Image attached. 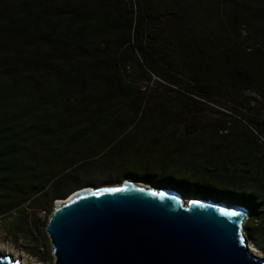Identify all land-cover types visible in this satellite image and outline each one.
<instances>
[{"label": "trees", "instance_id": "trees-1", "mask_svg": "<svg viewBox=\"0 0 264 264\" xmlns=\"http://www.w3.org/2000/svg\"><path fill=\"white\" fill-rule=\"evenodd\" d=\"M149 87L217 120L182 138ZM100 165L240 204L264 252V0H0V218L49 212Z\"/></svg>", "mask_w": 264, "mask_h": 264}, {"label": "water", "instance_id": "water-1", "mask_svg": "<svg viewBox=\"0 0 264 264\" xmlns=\"http://www.w3.org/2000/svg\"><path fill=\"white\" fill-rule=\"evenodd\" d=\"M129 180L53 202L43 226L53 264H264L245 244L242 206Z\"/></svg>", "mask_w": 264, "mask_h": 264}, {"label": "rangeland", "instance_id": "rangeland-1", "mask_svg": "<svg viewBox=\"0 0 264 264\" xmlns=\"http://www.w3.org/2000/svg\"><path fill=\"white\" fill-rule=\"evenodd\" d=\"M163 1L164 0H159L160 3H163ZM162 101L166 102V105L169 108L168 114L171 116L170 120L177 125V128H175L176 133L177 131H181V132L183 131V133L186 135V136L183 135L182 138H188L189 140L192 138L200 137L201 130L207 129L208 127L211 128L212 126H208V123L217 120L216 118L210 117L209 115H203L202 117L197 116L198 121H196L194 117L190 118L189 113L181 107L182 105L178 101L172 102L169 96L161 93L160 91L152 87H149L148 99L145 102L146 108L157 106V104ZM150 143L151 142H147L146 145ZM180 144L181 146H179L178 148L179 154H181L185 149L184 144L181 142ZM202 152H203V148L198 147L195 156H198ZM165 155L169 156V158H175V159L179 156L178 152L175 149L172 152H168V151L165 152ZM102 159H107L108 161H110L111 158L102 157ZM178 159L184 161L185 159L188 158L181 157ZM97 162L98 159L94 160L93 162H87L85 164L81 163L75 166L72 170H70L71 174L79 175L81 174V172L83 174H88L93 171L95 172L96 168L93 167L92 169V166H94ZM100 166L102 167V169L98 168L99 172L94 173L91 177H89V179H87L89 180L88 181L89 183H87L85 186H89L92 188L118 186L124 179L125 180L131 179L132 182L135 184L139 182H144L146 185L150 184L151 186H156L159 188L168 187L165 186L166 180L163 185L162 184L160 185L157 183L148 182V180L146 179H142L144 178V176L142 175L138 176L139 179L136 176L135 177L126 176V177H121L120 179L118 177H115L114 179H111V181H103L105 179H108L109 177H106V175H104L103 173L106 166L105 165H100ZM159 176H160L159 170L152 173V178L154 179L159 178ZM186 190L188 194L195 193V195H184L183 196L184 201L194 196L202 200L211 199L214 201L225 202L231 205L241 206L238 203L226 201L225 197L219 195V193H211V192L209 193L207 191H204L202 189H197L195 187H190L189 189ZM230 194L235 195L236 192L232 191ZM28 212L29 210L25 209L23 214L17 215V213L12 212L9 213L8 216L4 218H0V254L3 256H8L12 261H17V263H22V264H53L52 256L50 255V247L48 240L45 234L41 231L51 210L49 212L34 211L32 216H28L27 215ZM17 218H19L20 220L24 219V223L22 224V226L24 225L29 226L28 231L20 230L17 229V227H14L13 223H15V220ZM246 219L242 222V226H241V232L243 234V237L247 242L248 246L254 247L258 252V254L261 256V258L264 259V252L256 245L253 234L247 231L246 229L247 228ZM35 225H37V229H34ZM256 227L258 228L257 231H259L260 233L264 232V222H261L259 226Z\"/></svg>", "mask_w": 264, "mask_h": 264}, {"label": "bare ground", "instance_id": "bare-ground-1", "mask_svg": "<svg viewBox=\"0 0 264 264\" xmlns=\"http://www.w3.org/2000/svg\"><path fill=\"white\" fill-rule=\"evenodd\" d=\"M125 183H130V180H125ZM140 185H141V186H148V185H146L145 183H144V184H143V183H140ZM86 190H89V188H84V189H81V190L76 191V193H74L72 196H70V198H69L68 200L74 198L75 196H77V194H80L81 192H85ZM245 213H246V212H245ZM245 244H246V246H247V248H248V251H249L253 256L258 257L259 259H261V256L258 254V252L256 251V249H255L254 247H250V246H248V244H247L246 241H245ZM16 262H17V261H16ZM18 264H22V263H18Z\"/></svg>", "mask_w": 264, "mask_h": 264}, {"label": "flooded vegetation", "instance_id": "flooded-vegetation-1", "mask_svg": "<svg viewBox=\"0 0 264 264\" xmlns=\"http://www.w3.org/2000/svg\"><path fill=\"white\" fill-rule=\"evenodd\" d=\"M177 191H179V190H177ZM180 193H181V191H179Z\"/></svg>", "mask_w": 264, "mask_h": 264}, {"label": "clouds", "instance_id": "clouds-1", "mask_svg": "<svg viewBox=\"0 0 264 264\" xmlns=\"http://www.w3.org/2000/svg\"><path fill=\"white\" fill-rule=\"evenodd\" d=\"M247 218V217H246Z\"/></svg>", "mask_w": 264, "mask_h": 264}]
</instances>
